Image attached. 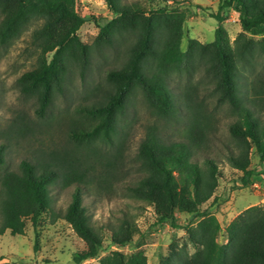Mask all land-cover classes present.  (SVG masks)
I'll return each instance as SVG.
<instances>
[{
    "label": "trees",
    "instance_id": "trees-1",
    "mask_svg": "<svg viewBox=\"0 0 264 264\" xmlns=\"http://www.w3.org/2000/svg\"><path fill=\"white\" fill-rule=\"evenodd\" d=\"M79 1L0 0L2 40L11 37L31 18L44 20L37 31L42 40L43 58L38 67L20 77L25 92L38 93L37 112L43 115L53 91L62 90L70 66L84 62L91 54L92 46L81 40L78 31L86 22L93 21L99 28L94 46L113 44L117 37L127 34L131 40L126 46L122 64L107 71L109 90L89 110L91 115H99L100 121L91 130L73 131V137L86 140L102 133L105 139L112 138L117 133L116 115L125 110L128 98L137 87L143 90L160 116L176 117L178 107L166 74L180 70L193 59L195 53L192 51L198 49L197 42L191 40L190 52L183 51L181 24L177 28L168 27L170 31L164 35L156 20V10L146 15V10L138 6L128 7L121 5L120 0H105L117 17L103 22L95 16L81 15L76 8ZM232 10L239 15L244 32L232 45L227 29L219 24L210 45V56L217 101L229 105L235 113L229 133L239 147L229 149L226 158L238 171L231 186V189H236L264 182V64L260 70L254 68L245 90L239 78L241 64L253 67L255 49L264 56V41L255 43L246 38V33L264 34V0H220L217 11L211 16L222 22ZM159 11L165 13L164 8ZM185 17L182 14L180 20ZM49 54L50 58L47 57ZM201 118L199 112L190 114L187 132L181 140H167L156 130H150L140 146L145 168L143 176L128 189L145 197L148 205L154 208V226L170 222L173 228L185 227L187 230L194 251L190 253L187 245H171L161 264H264V205L252 206L241 212L226 228V243L218 240L219 220L209 207H202L213 197L222 172L208 154L205 153L204 160L200 159L202 151L210 147L216 136L211 118L206 117V121ZM253 148L258 155L257 165H253L250 158ZM5 155V146L0 145V166L6 162ZM61 166L57 160L35 164L24 159L20 163V171L3 174L0 235L7 230L14 235L23 234L27 218L36 225L42 211L54 212L51 187L62 175L64 186L76 184L62 217L86 243L84 249L73 254L74 264H82L99 255L104 237L92 224L84 205L83 176L62 171ZM217 199L214 196L213 201ZM179 213L199 220L196 224L192 221L190 225L181 226ZM139 231L137 223L125 217L118 227L112 229L111 242L118 247L134 243L139 246L134 240V234ZM100 264H147V258L143 251L132 253L127 258L123 252L113 251L103 257Z\"/></svg>",
    "mask_w": 264,
    "mask_h": 264
},
{
    "label": "rangeland",
    "instance_id": "rangeland-1",
    "mask_svg": "<svg viewBox=\"0 0 264 264\" xmlns=\"http://www.w3.org/2000/svg\"><path fill=\"white\" fill-rule=\"evenodd\" d=\"M121 5L140 7L148 15L156 10V20L164 35L168 27L181 24L183 51H189L191 40L198 49L191 50L193 59L178 71L166 74V80L178 107L177 116L166 118L159 115L143 90L136 88L126 102L125 110L116 116L117 133L105 139L102 133L79 140L73 131L91 130L100 121L99 115H91L93 108L110 88L107 71L119 67L125 59V49L131 38L125 35L116 38L113 44L94 46L99 37V28L93 21L86 22L78 35L92 46L91 54L81 63L70 66L62 90H54L51 101L40 115L37 92H25L20 77L39 66L42 57V40L37 31L44 20L39 17L21 25L11 37H0V145L5 146L6 162L0 166L1 179L7 171H20V163L27 159L35 164L57 160L62 171L83 176V200L92 224L104 237L99 255L82 264H100V260L113 251H121L126 258L132 253L143 251L147 264H161L169 254L171 245H187L194 251L185 227L173 228L170 222L154 226L155 210L142 195L128 189L143 176L144 167L140 146L147 133L154 129L167 140L184 139L189 126L190 114L202 115L201 120L210 117L216 136L210 147L202 151L218 163L222 176L213 197L202 207H209L221 225L218 240L227 242V226L244 210L264 205V182L247 188L231 189L238 171L231 167L226 156L229 149H238L239 143L230 135L229 126L235 121V113L227 104L218 103L214 89L213 66L210 45L215 39L219 24L227 29L230 42L236 44L243 33L239 15L230 11L222 22L211 16L216 12L220 0H120ZM202 6L197 8L196 6ZM77 10L84 16H95L103 22L117 17L105 0H80ZM164 8L165 13H160ZM186 17L181 21V16ZM3 15L0 12V27ZM180 20V21H179ZM162 32V35H163ZM246 38L258 43L264 41V34ZM253 67L240 65L242 88L254 68H263L264 56L255 49ZM48 58L51 54L47 55ZM212 66V67H211ZM255 66V67H254ZM201 117V116H200ZM253 165L258 163L254 148L250 150ZM64 169V170H63ZM76 184L64 186L63 176L52 185L54 212L42 211L39 221L33 225L25 220L23 234H12L10 230L0 235V264H74L73 254L85 248V241L63 219L75 190ZM214 196L218 199L214 200ZM128 217L137 223L139 232L134 240L139 246L129 244L118 247L111 242L112 229ZM181 226L198 222V218L179 213ZM141 233L144 235L141 236Z\"/></svg>",
    "mask_w": 264,
    "mask_h": 264
}]
</instances>
